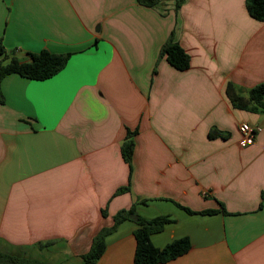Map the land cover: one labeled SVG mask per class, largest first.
Masks as SVG:
<instances>
[{"label": "crops", "instance_id": "crops-1", "mask_svg": "<svg viewBox=\"0 0 264 264\" xmlns=\"http://www.w3.org/2000/svg\"><path fill=\"white\" fill-rule=\"evenodd\" d=\"M247 11L246 0H0L9 52L71 53L52 77L1 81L0 250L50 241L88 264L96 234L135 203L172 219L151 235L159 248L190 239L161 264H264V110L225 94L264 81V21ZM171 35L186 70L160 53ZM240 122L261 127L252 144ZM137 226L121 222L92 264H135Z\"/></svg>", "mask_w": 264, "mask_h": 264}, {"label": "trees", "instance_id": "trees-1", "mask_svg": "<svg viewBox=\"0 0 264 264\" xmlns=\"http://www.w3.org/2000/svg\"><path fill=\"white\" fill-rule=\"evenodd\" d=\"M181 1L182 0H177V6H179ZM139 2L144 4V6L151 7L158 3L159 0H139ZM246 6L247 12L252 18L264 21V0H246ZM160 53L177 69L186 70L190 66V56L184 51L180 43L174 40L173 35H171L163 45ZM70 55V52L57 53L43 49L38 53H31L29 60H21L5 48L0 38V102H3L1 81L7 74L17 73L30 79H46L62 70L67 64ZM225 94L234 107L256 111L264 110V81L249 89L246 95H243L233 82H229ZM134 134V131L128 132L121 150L124 160L130 164L131 169L133 168L132 154L135 149ZM181 207L189 213L196 212L189 208ZM214 212H217V210L208 209L200 213L209 214ZM126 219H132L138 224L133 232L137 242L136 252L134 253L135 264L165 263L186 253L191 247L190 239L186 236L174 239L163 248L156 246L151 240L152 233L162 231L165 225L171 222L172 219L168 216H156L153 218L143 217L137 212L134 203L129 209L117 211L114 216V225L96 234L90 251L82 255L86 263L92 264L98 261L106 250V236L111 231H114L117 226ZM47 244H50V241L46 243L41 242L38 246L44 247ZM0 264L47 263L39 258L28 256L24 249L19 248L16 251L0 250Z\"/></svg>", "mask_w": 264, "mask_h": 264}, {"label": "rangeland", "instance_id": "rangeland-1", "mask_svg": "<svg viewBox=\"0 0 264 264\" xmlns=\"http://www.w3.org/2000/svg\"><path fill=\"white\" fill-rule=\"evenodd\" d=\"M51 244L52 243L47 244L44 247H39V249L42 250L40 253L38 250H30L28 247H26V250L24 251L28 256L39 258L47 264H76L72 259L69 261L65 259V254L59 246H50Z\"/></svg>", "mask_w": 264, "mask_h": 264}, {"label": "built area", "instance_id": "built-area-1", "mask_svg": "<svg viewBox=\"0 0 264 264\" xmlns=\"http://www.w3.org/2000/svg\"><path fill=\"white\" fill-rule=\"evenodd\" d=\"M239 130L241 132L243 142L246 145H249L254 142L256 134L261 130V127L259 125H253L249 122H240Z\"/></svg>", "mask_w": 264, "mask_h": 264}]
</instances>
